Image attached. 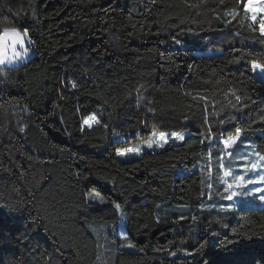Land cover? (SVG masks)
<instances>
[{
  "label": "trees",
  "instance_id": "16d2710c",
  "mask_svg": "<svg viewBox=\"0 0 264 264\" xmlns=\"http://www.w3.org/2000/svg\"><path fill=\"white\" fill-rule=\"evenodd\" d=\"M247 3L0 0L34 54L0 84V264H264V206L232 207L219 167L264 157V36ZM152 125L189 135L121 161Z\"/></svg>",
  "mask_w": 264,
  "mask_h": 264
},
{
  "label": "snow or ice",
  "instance_id": "6c2138e0",
  "mask_svg": "<svg viewBox=\"0 0 264 264\" xmlns=\"http://www.w3.org/2000/svg\"><path fill=\"white\" fill-rule=\"evenodd\" d=\"M221 3H223V0H220ZM251 12L252 15L250 17L251 21L255 22L257 20V13L264 11V6H260L257 7L256 5L253 4V0H248V5L246 6V13L247 12ZM224 16L227 17H231V19H235L236 16L239 15V12L237 11V9L235 7L230 8L228 11L223 13ZM231 19L226 21L228 23H231ZM249 27H251V25H249ZM6 33L8 32H16V30H5ZM260 32L261 35L264 36V19H262L260 21ZM17 36H19V33H17ZM176 43H180V41H175ZM264 42V41H262ZM253 69H260L261 71H264V64H257V63H253L252 64ZM71 87L72 88H76L77 85L76 83L73 81L71 83ZM227 94H231L233 96H235L236 100L239 101L240 97L236 96V90L235 89H229ZM194 99H198V100H202L204 101L205 106H207L208 103V99L206 96L201 95L200 93H197L196 96L194 97ZM151 111V109H150ZM83 125H87L88 127H91L93 124H99L100 121L97 118L95 113H92L86 117L83 118L82 121ZM104 127H107V125H104ZM153 128V137H158L156 139H153L152 137H149L147 140H140L138 143H136L134 146H129V147H125V148H118L116 149V153L119 156H127L129 154H141L142 152V148L146 147L148 149H152L154 146L156 147H160L163 148L164 145L168 142V137L169 135L171 137H174L177 140L183 141L185 139L184 135L181 132H176L173 131L170 134L167 132H159L157 133L156 129L154 126H152ZM209 134H211V128H209ZM241 137V130L237 129L234 135H230L228 136L227 139H223L222 143L225 146V149H231L234 145L237 144V142L240 140ZM204 141L201 140V143H203ZM208 158L211 159L212 153L209 151L208 152ZM227 155L231 156V153L228 152ZM244 159L246 160L247 158L244 157ZM260 161H264V157H260L259 160L255 163H252L249 167L246 168V171L248 172H253L259 169L260 165ZM220 168H224V164L220 163L219 165ZM224 177H228V176H232V170L231 169H225L224 173H223ZM254 182H264V173H261L258 177L256 181H253L252 179H248L245 180V177L243 175H237L235 176V182H231L228 183L227 182V187L225 189V191H228L229 189L233 188V185H235L236 187H242L246 184H252ZM209 187H211V185H209ZM256 191H261L260 189H256ZM239 193L236 191H231L229 193V195L226 197V199L228 200H232L233 197L237 196ZM93 198L95 199H99L102 203L104 202L103 199L99 196L98 193L93 194ZM262 199H264V197H261ZM116 208H119V205H116ZM225 210V209H222ZM195 219V218H193ZM225 227H227V225H224ZM212 235H217V233H212ZM127 247H132V245H127ZM172 255H175V253H172Z\"/></svg>",
  "mask_w": 264,
  "mask_h": 264
},
{
  "label": "rangeland",
  "instance_id": "374dc122",
  "mask_svg": "<svg viewBox=\"0 0 264 264\" xmlns=\"http://www.w3.org/2000/svg\"><path fill=\"white\" fill-rule=\"evenodd\" d=\"M253 4L256 5L257 7L264 6V0H253ZM247 5H248V3L246 4V6ZM251 15H252V13H251ZM257 19H260V20L264 19V11L257 13ZM30 45H31V43L29 41H25V45H24L25 47H30ZM5 48L8 51V54L11 55V51L7 49V45H5ZM33 57H34V54L32 51H30L28 56H26L24 59L13 62L11 64H5L2 66L3 67L20 66V65H23L26 62L30 61ZM254 72H255V75L257 78L264 81V71H261L260 69L257 68V69H254ZM159 132H167L170 134L173 131H159ZM181 133L184 135L185 139L189 135L186 132H181ZM128 135H130V134H123V135L115 134L113 137V140L116 142L123 141V140L127 139ZM151 137L153 139L158 138V137H153V135ZM167 139H168V142L164 145L163 148H166L169 145L170 141H173L175 143H182L185 140L184 139L183 141H180V140L175 139L174 137H171L170 135ZM134 145L135 144H133L132 146H134ZM127 147H129V146H127ZM163 148L154 146L152 149H148L146 147H143L142 152L139 155L129 154V155L123 156V157L119 156V155H117V156L121 161L126 162V161L138 159V158L142 157L143 154L146 152H153L157 149H163ZM227 150L228 149H226V152H227ZM228 157H229V155H228ZM245 157L247 158L246 160L243 157L242 159H240L238 161L237 160L236 161L235 160L227 161V159H225L223 161V164H224V168H222L223 173H224L225 169H231L232 170V176L224 177V180H226L228 183H231L235 176L243 175L245 177V180L252 179L253 181H256L257 177L261 173H264V162L263 161H260L261 166L259 167L258 170L253 171V172L246 171V168L249 167L252 163L257 162L260 157L257 159L255 158V160H252L251 162H249L248 156H245ZM181 173L188 174L189 172L186 170H183V171H181ZM223 184L227 186V183H225L224 181H223ZM256 189H260L261 191H256ZM231 191H236L239 193L237 196L233 197L232 200H229L230 205L232 207L238 206L240 204V202L243 201V199H247L249 202H251V204H257L258 205V206L256 205L257 207H263L264 206V199L261 198V197H264V182H254L252 184H246L242 187H236L235 185H233V188L229 189V193ZM120 233L122 235L126 234V230H125V227L123 224H121V226H120ZM125 249H127L129 251H133V249L131 247H125Z\"/></svg>",
  "mask_w": 264,
  "mask_h": 264
},
{
  "label": "clouds",
  "instance_id": "9594fccd",
  "mask_svg": "<svg viewBox=\"0 0 264 264\" xmlns=\"http://www.w3.org/2000/svg\"><path fill=\"white\" fill-rule=\"evenodd\" d=\"M17 15H19V13H17ZM32 17L33 19L35 18L34 11ZM6 29L16 30V32L6 33ZM17 33H19V36H17ZM25 41H29L31 43L30 37L26 30L21 29L18 23H14L7 19H0V66L5 64H11L13 62L22 60L26 56H28L29 52L31 51V48L24 46ZM5 45H7V49L11 51V55L8 54ZM8 77V70L4 67H0V84L4 83V81H6ZM152 126H154L157 133H159L157 130V126ZM23 130V128L20 129V131ZM221 163L223 164V161H221ZM208 175L209 177H211V172H209ZM220 179L227 183V181L224 180V175L221 176ZM233 182H235V177L233 178Z\"/></svg>",
  "mask_w": 264,
  "mask_h": 264
},
{
  "label": "water",
  "instance_id": "95a60500",
  "mask_svg": "<svg viewBox=\"0 0 264 264\" xmlns=\"http://www.w3.org/2000/svg\"><path fill=\"white\" fill-rule=\"evenodd\" d=\"M93 128V125L91 127H89V129H92Z\"/></svg>",
  "mask_w": 264,
  "mask_h": 264
},
{
  "label": "built area",
  "instance_id": "2783aa9c",
  "mask_svg": "<svg viewBox=\"0 0 264 264\" xmlns=\"http://www.w3.org/2000/svg\"><path fill=\"white\" fill-rule=\"evenodd\" d=\"M84 127H85V125H84Z\"/></svg>",
  "mask_w": 264,
  "mask_h": 264
},
{
  "label": "bare ground",
  "instance_id": "6f19581e",
  "mask_svg": "<svg viewBox=\"0 0 264 264\" xmlns=\"http://www.w3.org/2000/svg\"><path fill=\"white\" fill-rule=\"evenodd\" d=\"M94 125V124H93Z\"/></svg>",
  "mask_w": 264,
  "mask_h": 264
}]
</instances>
